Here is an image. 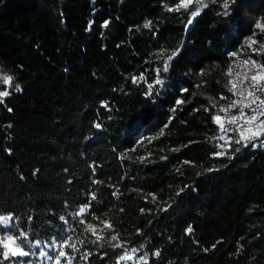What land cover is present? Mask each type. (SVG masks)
I'll use <instances>...</instances> for the list:
<instances>
[{
  "label": "trees",
  "instance_id": "obj_1",
  "mask_svg": "<svg viewBox=\"0 0 264 264\" xmlns=\"http://www.w3.org/2000/svg\"><path fill=\"white\" fill-rule=\"evenodd\" d=\"M180 3L0 0V75L13 77L0 83V215L18 218L25 249L70 236L80 264H264V135L236 144L212 119L236 115L219 111L228 53L264 23V0L227 15L211 0L190 26L196 0Z\"/></svg>",
  "mask_w": 264,
  "mask_h": 264
},
{
  "label": "snow or ice",
  "instance_id": "obj_2",
  "mask_svg": "<svg viewBox=\"0 0 264 264\" xmlns=\"http://www.w3.org/2000/svg\"><path fill=\"white\" fill-rule=\"evenodd\" d=\"M235 0H223L222 3V7L224 8V15L228 14V9L230 7V3H234ZM193 0H181V3L178 5V8L180 7H184L187 8L188 5L192 4ZM197 4L202 5L203 7H206L207 4L205 3V0H196ZM172 8H169V11H172ZM200 14V9L198 8L196 11L191 12V16L187 21V25H190L193 22V18H195L196 16H198ZM107 21H105L104 26L107 27ZM150 24V22L146 23L144 26L148 27ZM186 25V27H187ZM257 28H262L264 26H262L261 24H257L256 25ZM257 43V41L255 40H250L249 41V47H251L252 44ZM261 51H264V44H261ZM177 53H172L171 56L168 57L169 60L172 59L173 56H175ZM232 55H235V53H233ZM244 66H247L248 64L252 65V68L247 69V71H245V73L243 74V76L241 77L240 73H237V77L240 80V84L243 86L242 90H240L239 92H237V85L234 81L229 80L228 84L231 85V87L229 88V91L232 93V95H237L239 94L240 99L239 100H232L230 101L228 106H221L219 108L220 112L223 113H228L229 111H232L234 109H238L239 111V115H232L228 118L227 123L229 124H237L239 121H243L244 123L242 125H240V128L237 129V131H239L240 134V138L235 140L236 144H241L242 141H248L251 142L252 140H257L260 139L261 135H264V119H261V117H264V64H260L259 62L255 61V60H245L242 62ZM253 69H256V71L252 74V75H248L249 72H252ZM164 72L168 71V64L167 62H165L164 68H163ZM157 74L159 75L160 73V69L156 70ZM232 74V70L231 68H229L228 72L226 73V75H231ZM133 83H136L137 78L133 77ZM139 79H143V76L139 77ZM13 80L12 76H9L7 74L4 75H0V83L3 84H10L11 81ZM249 81V83L247 85L244 84L245 81ZM156 84H162L163 81L160 79H157L155 81ZM153 85L149 84V88H152ZM15 90L16 91H20V87L17 84L15 86ZM186 91V90H185ZM257 93H259L260 95H257ZM10 93L6 90H0V104L4 103V99L5 97H7ZM221 99H225V97H221ZM183 103V101L181 100H177L176 104L179 105ZM253 105H255V107H253ZM244 109H249L250 110V114H245ZM175 111V109H173ZM208 109H205V111H207ZM213 122L217 125H219L220 131L221 132H225L228 133L230 131H233L232 129H228L225 128L224 124L222 123V117L218 116V115H214L212 117ZM255 125L256 129H258L259 131H254L251 133V135H246L247 132H250L251 129L250 128H245L244 125ZM167 125H165L166 127ZM96 127H99V125H96ZM218 139L220 140H225L224 136H219ZM227 143V141H225ZM244 147H248V143H244L243 144ZM252 147H256L257 145L255 143H252L251 145ZM262 146H264V142H262ZM218 147H221L220 145H218ZM216 155L222 156L224 155L223 152H218L216 153ZM98 181H93V183H97ZM113 195L115 196L116 193L113 192ZM92 198H95V194H92ZM88 208V204L82 205L79 209V212L77 213V215H84L86 212V209ZM95 218V217H94ZM18 219V218H14L12 215H0V229H6L8 230L7 233H3L0 232V247H3V249H5V251L2 253L3 259L4 260H12L15 261L17 257H29L30 255H36V253L31 252L29 249H32L33 247H37L40 245V241H36L35 244L29 242L27 249H25L24 247V241L29 240L28 237V233L25 231H19L17 236H13L11 235V230L13 228L16 227L14 220ZM31 219V218H30ZM60 219L62 221H64V217L61 216ZM65 223H67V221H65ZM79 223L84 224L85 221L84 220H80ZM105 227H110V225H108L105 222ZM91 229V225H88V228L86 230H90ZM72 230V229H69ZM187 232H191L192 229L189 226V228L186 230ZM93 234H95L93 232ZM7 238L8 241H11L12 244L15 246L13 249L9 250V245L8 243L4 242V238ZM102 239V237H97V240ZM112 241L117 240V236L113 235L110 238ZM71 240V237L69 236L66 240L61 242V247H66L69 246L68 245V241ZM73 250L75 249V245H70ZM45 249L49 248V245L45 244L43 246ZM116 247H120L119 244L116 245ZM132 252H135L136 249H132ZM9 252H11V255L9 254ZM38 255L40 257H45L48 260H56V264H59L60 261V257H64L66 256V253L64 251H60L57 257H52L47 251L41 250L39 251ZM87 253H85L81 259H85L87 257ZM155 255H159V253H155ZM127 258H131L130 256H128L127 254H125L124 256L119 257L117 264H119L120 260L123 259H127ZM140 259H143V257H141ZM22 264H31V261H26V262H22ZM68 264H72L71 259H69ZM146 264V262H145Z\"/></svg>",
  "mask_w": 264,
  "mask_h": 264
},
{
  "label": "rangeland",
  "instance_id": "obj_3",
  "mask_svg": "<svg viewBox=\"0 0 264 264\" xmlns=\"http://www.w3.org/2000/svg\"><path fill=\"white\" fill-rule=\"evenodd\" d=\"M209 1H211V0H205V3H208ZM202 7H203L202 5L197 4V7H196L195 11L198 8L201 9ZM258 23L261 24L262 26H264V23H262V22H257L256 25ZM259 29L261 30L260 34L264 36V27L259 28ZM250 40H255V41H257V43L252 44L251 47H249V41ZM246 42H247L246 54H248L250 56H252L253 53L260 52L261 51L260 50L261 44H264V42H259V39L255 38L254 36H250L249 38H247ZM222 118H223L222 119V123L224 124L225 128L233 130V131H230L228 133L222 132L223 135H228L229 133H234L235 135H237L238 138H240V134H239V131H237V129H239L240 125H242L244 122L243 121H239L237 124L233 125V124L227 123L228 120H226L224 117H222ZM261 119H264V117H261ZM244 127L251 129V131L247 132L246 135H251L252 132L259 131L258 129H256L254 124L253 125H244ZM3 233H7V231H5ZM4 242L8 243L9 250H11V249H13L15 247L12 244L11 241L7 240L6 236L4 238ZM66 248H67V246L66 247H61V242H54L51 246H49V248H46V249L44 247H39L38 249L33 247L32 249H29V250L31 252H33V253H36V255H30L27 258H29V261H31V264H56V260L55 259L48 260L45 257H40L38 255L39 251H41V250L47 251L54 258L58 256L60 251H64L66 253V256L60 257L59 264H68L69 259H71L72 264H80V263L77 262L75 254H73V256H70L66 252ZM9 254L11 255V252H9ZM127 255L130 256L131 258L120 260V262H122L123 264H128L129 261H133L134 260V256L133 255H130V254H127ZM23 258L24 257H17L16 259H18L19 262H17V260H15V261H11L10 264H22V262H24V261H22Z\"/></svg>",
  "mask_w": 264,
  "mask_h": 264
},
{
  "label": "built area",
  "instance_id": "obj_4",
  "mask_svg": "<svg viewBox=\"0 0 264 264\" xmlns=\"http://www.w3.org/2000/svg\"><path fill=\"white\" fill-rule=\"evenodd\" d=\"M256 26V25H255ZM261 30L259 28H257V30H254L251 35H249L248 37L244 38L242 40V42L240 43V45L238 46V49L236 51H230L228 53L229 56L232 57L231 62L229 63L228 66V70L229 68H231L232 70V74L230 75V80L234 81L237 85V92H239L240 90H242L243 86L240 84V80L237 77V73H240L241 77L243 76V74L245 73V71H247V69L252 68L251 64H248L247 66L243 65V61L245 60H255L257 62H259L260 64H263L262 59L264 57V51H260V52H256L253 53L252 56H244V54H241V50L244 48H247V38H249L250 36H255V35H261L260 34ZM262 38L259 39V42H264V36L261 35ZM233 53H235V55H232ZM256 71V69H253L252 72H249L248 75H252L254 72ZM249 83V81H245L244 84L247 85ZM231 87V85L229 86V88ZM229 94L232 98V100H239L240 96L239 94L237 95H232V93L229 91ZM257 95H259V93H257ZM255 105H253L254 107ZM236 111V115H239V111L238 109H235ZM245 114H250V110L249 109H244ZM242 121V120H241Z\"/></svg>",
  "mask_w": 264,
  "mask_h": 264
},
{
  "label": "water",
  "instance_id": "obj_5",
  "mask_svg": "<svg viewBox=\"0 0 264 264\" xmlns=\"http://www.w3.org/2000/svg\"><path fill=\"white\" fill-rule=\"evenodd\" d=\"M195 18H196V17H195ZM195 18H193V20H194ZM191 24H192V23H191ZM191 24H190V25H191ZM190 25H188V26H190Z\"/></svg>",
  "mask_w": 264,
  "mask_h": 264
}]
</instances>
